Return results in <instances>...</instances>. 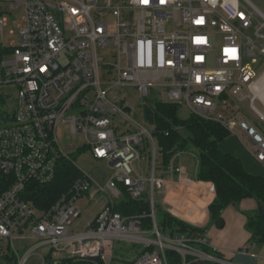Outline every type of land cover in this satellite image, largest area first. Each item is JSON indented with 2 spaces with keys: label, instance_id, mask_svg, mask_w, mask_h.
<instances>
[{
  "label": "built area",
  "instance_id": "1",
  "mask_svg": "<svg viewBox=\"0 0 264 264\" xmlns=\"http://www.w3.org/2000/svg\"><path fill=\"white\" fill-rule=\"evenodd\" d=\"M0 1L22 8L21 24L10 30L11 47L0 42V87L14 90L6 92L14 108L0 115V242L13 249L14 264H169L167 250L179 254L181 264H232L216 254L220 249L206 233L161 231L157 206L204 227L213 183L187 174L178 160L182 151L163 165L153 126L132 116L113 91L133 87L142 109L167 102L214 121L247 138L248 153L264 166V132L248 117L264 124L256 106H264V67L255 71L264 62V14L250 0ZM7 24L0 13V35ZM60 124L73 138L81 133V151L112 173L100 168L97 178L82 171L57 141ZM147 154L145 177L136 165ZM60 159L70 160L78 176L54 204L39 210L27 187L49 182ZM117 184L130 198L147 201L149 213L116 212L123 196ZM207 190L212 196L199 210ZM97 196L103 199L99 210L83 221L78 200L91 212ZM144 216L150 229L142 226ZM2 249L0 244V255Z\"/></svg>",
  "mask_w": 264,
  "mask_h": 264
},
{
  "label": "trees",
  "instance_id": "2",
  "mask_svg": "<svg viewBox=\"0 0 264 264\" xmlns=\"http://www.w3.org/2000/svg\"><path fill=\"white\" fill-rule=\"evenodd\" d=\"M0 48V57L3 53ZM7 96L0 92V105L7 102ZM178 106L173 103L153 101L143 109V119L153 126V136L162 154V164L167 165L177 151L189 148L196 151L197 166L195 178L200 181L212 182L214 197L208 205L209 221L216 222L223 210L231 204L250 198L257 202L258 208L246 215L245 228L249 232L251 243L264 244V175L252 174L245 170L240 158L232 153L223 152L218 143L229 133L218 123L189 114L180 118ZM3 110L0 109V115ZM264 132V124L256 123ZM167 132V134H166ZM78 170L70 160L60 159L57 162L54 177L47 183L32 182L27 187L26 195L39 210H45L54 204L62 193L68 191ZM123 196L116 202L114 210L121 215L135 216L149 213L150 207L143 199L130 198L122 186ZM155 215L163 233H206L207 225L197 228L176 216L156 207ZM145 229L152 227L150 217L141 218ZM208 250V248L205 247ZM224 258L221 251L216 252ZM169 264H181L180 255L172 250L166 251ZM15 255H0V263L14 264ZM46 264H100L98 260L63 259ZM115 264H125L124 260L116 259ZM189 264H213L207 262H191Z\"/></svg>",
  "mask_w": 264,
  "mask_h": 264
},
{
  "label": "rangeland",
  "instance_id": "3",
  "mask_svg": "<svg viewBox=\"0 0 264 264\" xmlns=\"http://www.w3.org/2000/svg\"><path fill=\"white\" fill-rule=\"evenodd\" d=\"M114 2L118 0H113ZM256 8H258L263 14H264V0H250ZM21 12L22 8L20 6H14L12 2L10 1H0V13L5 14V16L8 19V24L2 31V34L0 35V42L6 47H11L10 42L12 41V34L10 33V30L16 31L18 26L21 24ZM219 38L215 39L216 47L219 45ZM264 60V58H263ZM264 67V62H261L256 66V74L260 73L262 68ZM14 91L10 87H0V92L3 95H6V92L12 93ZM113 94L117 97V99H123L125 101V104L129 108V112L132 116H134L137 120L143 119V109L140 106V103L142 101V97L138 93V91L133 87H122L117 88L113 91ZM5 102L4 104L0 105V109L5 110H12L14 108V103L12 101ZM256 106L258 109L264 111V106H262L259 102H256ZM177 114L180 118H187L189 116V111L183 107L178 106ZM250 120L253 122L258 123V120H256V116L252 113L248 114ZM56 136L57 141L60 145V147L63 149V151L69 155V157L73 160V162L84 172L92 173L97 178L101 177V171L100 168L103 169L105 172H107V175H110L112 173V170L106 165V163L102 160H97L91 156V154L88 151H81L83 146V139L81 133H77L76 137H72L71 133L69 132V127L67 124H60L56 128ZM75 146V147H73ZM218 147L223 152L232 153L236 156H238L245 168L246 171L256 174V175H264V166L257 162L247 151V148L250 147V143L248 142L247 138L244 136H240L239 138L235 135L229 134L227 137H225L223 140H221L218 143ZM196 151L194 149L189 148L186 151H182L180 154V157L178 160L180 163H182L186 167V172L190 177L194 176V173L196 171L197 166V157H196ZM147 155H144V158L140 161L139 165L136 167L141 170L144 173V176L147 177L149 175V166L148 161L146 160ZM158 164L160 166V157H157ZM159 167L157 166L156 174L159 173ZM119 188H122L120 184H117ZM98 198V203H95V201H91L90 205H88V208H91V212H87V210L84 208L85 200L79 199L78 205L82 209V215L81 218L84 221V219H90L92 217V214L96 213L99 208L100 204L103 202L102 198ZM235 210L238 212L243 213L245 216L247 214H251L253 211L248 209H241L240 204L235 205ZM217 223V221H216ZM210 228L214 225V222L210 224ZM2 246V255H8L10 252L13 253V249L6 248L7 243L4 241L0 242ZM15 245H20V242H14ZM28 244V243H24ZM19 253H22L23 250H18ZM14 254V253H13ZM33 262H36V259H33Z\"/></svg>",
  "mask_w": 264,
  "mask_h": 264
},
{
  "label": "crops",
  "instance_id": "4",
  "mask_svg": "<svg viewBox=\"0 0 264 264\" xmlns=\"http://www.w3.org/2000/svg\"><path fill=\"white\" fill-rule=\"evenodd\" d=\"M241 209L256 210L258 204L250 198L236 203ZM228 205L222 212L223 225L209 221L208 210L202 219L207 225L206 234L210 241L223 253L224 258L232 264H264V244L259 245L249 241V232L245 228L246 216L235 210V205ZM91 209V208H90Z\"/></svg>",
  "mask_w": 264,
  "mask_h": 264
},
{
  "label": "bare ground",
  "instance_id": "5",
  "mask_svg": "<svg viewBox=\"0 0 264 264\" xmlns=\"http://www.w3.org/2000/svg\"><path fill=\"white\" fill-rule=\"evenodd\" d=\"M211 196H212V192L210 190H207V192L205 193L203 199L201 200L197 208H199V210L203 209L205 207V204L208 203Z\"/></svg>",
  "mask_w": 264,
  "mask_h": 264
},
{
  "label": "water",
  "instance_id": "6",
  "mask_svg": "<svg viewBox=\"0 0 264 264\" xmlns=\"http://www.w3.org/2000/svg\"><path fill=\"white\" fill-rule=\"evenodd\" d=\"M217 225H218L219 227H221V226L223 225V219H222L221 217H219V218L217 219Z\"/></svg>",
  "mask_w": 264,
  "mask_h": 264
}]
</instances>
